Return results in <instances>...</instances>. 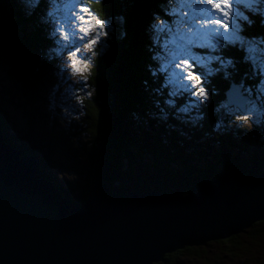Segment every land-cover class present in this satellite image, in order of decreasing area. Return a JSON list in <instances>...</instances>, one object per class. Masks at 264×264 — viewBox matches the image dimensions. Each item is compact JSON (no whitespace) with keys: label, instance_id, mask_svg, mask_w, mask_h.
<instances>
[{"label":"trees","instance_id":"1","mask_svg":"<svg viewBox=\"0 0 264 264\" xmlns=\"http://www.w3.org/2000/svg\"><path fill=\"white\" fill-rule=\"evenodd\" d=\"M5 1L16 19L13 23L20 26L16 38L22 53L11 72L20 93L8 88L0 77V127L5 139L16 148L41 156V171L46 178H56L52 170L78 174V180L66 181L67 193L78 191L74 198L84 200L104 194L123 198L129 191L188 194L226 171L244 175L264 172V112L251 121L254 129L250 133L237 125L248 119H240L223 106L226 91L234 82L242 85L243 91L250 89L249 101L255 100L264 111V76L246 60L239 43L221 49L223 66L220 60L214 62V76L203 78L209 100L186 109V94L170 98L167 87H162L165 74L157 69L163 52L160 43L152 44L149 38H160L156 32L151 35L149 23L165 18L167 0H88L89 8L103 21L114 22L117 32L108 37L107 51L98 56L89 71L87 89L94 93L84 98L85 113L80 121H70L63 131L58 119L49 122L50 113H43L37 104L43 80L54 74L56 63L55 54L47 50L54 41L36 15L38 10L43 13L44 0L33 13H26V18L17 0ZM244 10L247 19L241 20L242 36L264 46L263 7ZM5 31L0 26L2 36L8 35ZM161 35L166 36L164 43L168 44L170 33ZM258 60L257 68H264ZM9 106L21 109L30 133L17 139L9 134ZM84 133H88V140L86 135L82 137ZM262 226L264 221L256 223L245 237L264 248ZM224 243L235 251L242 246V234ZM198 250L188 247L166 255L158 264Z\"/></svg>","mask_w":264,"mask_h":264},{"label":"water","instance_id":"2","mask_svg":"<svg viewBox=\"0 0 264 264\" xmlns=\"http://www.w3.org/2000/svg\"><path fill=\"white\" fill-rule=\"evenodd\" d=\"M249 99L238 83L226 91L228 105L243 113ZM260 220L264 172L226 171L185 195L146 191L79 200L43 176L41 156L8 143L0 127V264H156Z\"/></svg>","mask_w":264,"mask_h":264},{"label":"rangeland","instance_id":"3","mask_svg":"<svg viewBox=\"0 0 264 264\" xmlns=\"http://www.w3.org/2000/svg\"><path fill=\"white\" fill-rule=\"evenodd\" d=\"M4 1L5 0H0V26H2L3 29L7 30L5 32L8 33V35L2 36L1 35L2 32L0 33L1 35L0 36V77L3 79L4 82H7L9 86L8 88H10L11 86V89L13 91L17 90L19 92L18 83L12 77L11 72L13 70V65L15 64L16 60L21 56V53H22L20 45H18L19 42L16 38V36L20 34L19 32L20 26H16L13 23V21L14 20L16 21V19L14 18V15L12 16L10 10H8L9 9L8 3L6 1L4 3ZM39 1L40 0H38V3H40ZM68 2L69 0H62V2L59 5L57 4L50 5V0H44L43 13L41 10H38L39 13H36V15L38 14L37 15L38 20L41 21L40 25L42 26L43 24V27L47 35L50 38H52L54 41L53 44H50V46L47 47V50L50 51V53H54L56 56L54 74L53 75L50 74L49 77L44 78L43 83H42V89H40L41 96H40L39 101H37V104H39L38 106L40 107L43 113H47V112L50 113L51 119L49 122H54L53 118L58 119L59 121L58 124H60L61 129H63V131L67 129L66 127L71 123L70 121L72 122L76 120L80 121L81 115L85 113L84 104H83L85 101L84 98H90L94 93L93 89L91 88L90 90L87 89L88 87L87 77H88L89 71L95 67L98 56L101 53H104L105 51H107L108 37H110V35L116 34L117 32L116 30L117 28L114 26L115 25L114 22H106L107 36L105 37L103 35V32H101L100 43H98L94 48H91V49L82 48L81 58L77 61V67L80 69V71L77 72L73 68L68 67V65L70 64V61L68 60V52L66 49H64L65 41L58 39V36L55 33L54 26H53L54 21L57 19L64 21L67 24V21L69 19L68 17L69 9L65 5ZM17 4H18V9L25 12V14H23L25 15L24 18L29 17L27 16L26 13L28 12L33 13L35 6L38 5L35 2V0H17ZM244 6L247 7V5H241L239 8V15L233 20L234 30L236 28H241V20H242L241 17L243 18L245 17V14L242 10L245 8ZM76 7L78 8L79 4H77ZM49 11H51V15H48ZM92 23L94 24L95 22L93 21ZM153 23L154 22L149 23L150 24L149 26L151 27V30H150L151 35L154 33ZM10 25L12 27H10ZM84 26L87 27V25H84ZM213 30L215 31L216 34L224 35L223 31L216 26H214V28H209L207 30H201V34H204V33L211 34ZM94 32H95V29L93 30V34ZM71 34H72V30L70 28L69 35L71 36ZM179 35L180 34L175 33V31L172 35H170L171 37L168 35L170 37L168 39L171 40V43L166 44L167 47H165L164 50L162 51L163 54L161 55L159 59V67L161 64L167 63L169 57L166 54L169 51L173 50L176 44L182 42L178 39ZM149 38L150 39L152 38L151 39L152 44L160 43V40L155 35L149 36ZM189 38H191L195 43L201 44V45H204L206 42H208L206 39H201L199 35L192 36V37H188L187 35H185V41ZM78 43L82 44L83 42L78 41ZM212 43H214V41H212ZM244 43L245 45H248V47L250 48H256L258 54L261 49H264V46L262 45L257 46L256 43H253L252 41L245 39V38H244ZM172 44H174V47ZM205 49L207 48L206 47L194 48L193 53L196 54L198 57L200 56L203 57V59L201 60V64L205 66L206 71L211 72L210 75H207V76H210L211 78L214 76L213 64L214 62H217L220 60L221 49L217 48L216 51H209L207 49L208 50L207 53L204 52ZM258 61L260 62V65L264 66V63H262L260 60ZM198 70L201 71L200 68H198ZM198 70L197 72H199ZM172 71L173 70L169 67L167 74H170ZM203 78L204 77H202V80ZM171 87H172V90L175 91V87L174 86H171ZM229 88L230 86L228 87V89ZM167 91H169V87H167ZM263 92H264V86H263ZM169 97L172 98V96H169ZM262 102L264 103V93H263ZM223 106L224 108L228 110V112L231 111L233 114H236L238 116L245 114L239 108H238L239 110L235 109L234 107L236 106H233V107L229 106L226 101L224 102ZM246 108L250 110V111H247L246 113L248 115V121L237 124V125L246 127L251 133L254 129L252 127V125L254 124H252L251 121L253 122L254 119L256 117H259L260 114L262 115L264 111L261 110V108L257 107V102L255 100L247 102ZM8 113L10 117L9 119H11L10 121H11V126H12V127L10 126L11 132H9V134L14 135L17 139L18 137L19 138L22 137L23 134L29 132L27 125H26V119L24 118V114L22 113L21 109H18L16 106H9ZM51 127H53V125ZM51 127H50V131L52 130ZM57 130H54V131L56 132ZM32 135H34L33 132H32ZM84 136H85V139H87L88 133H84L82 137ZM85 139L84 141H86ZM75 140L77 141L76 138L72 139V142L74 143ZM76 147L79 148V146H76ZM28 155H33V154H28ZM52 174L55 175L56 178H53L51 180L59 183L60 190L65 196L72 197L74 194H78V191H75L74 194L66 192V190H68V188H66L68 186L66 184V181L70 179L78 180L79 179L78 174L73 173V171H70V170L69 171L65 170L62 172L52 170ZM203 187L197 191L202 190ZM197 191H194V192H197ZM130 192L142 193L138 191H129L128 193ZM97 196H110V195L104 194V195H97ZM258 222H261V220L257 221L256 223ZM256 223H254V225ZM262 228L264 227L262 226ZM249 229H247V231ZM247 231L238 234V235L242 234L243 243H242V246L240 248H236L237 250L235 249V251L233 250L232 246L228 245V243L227 244L224 243L225 239H220L216 241H210L206 245L191 246V247H196L199 250L195 252L189 251L185 253L184 255L178 254L177 256H173V258L166 261L165 264H264V248L260 246L259 244L250 241V238H248L247 236L245 237ZM186 248L188 247H185L184 249ZM184 249H179L175 252L168 253L166 255L168 256V255L176 254L178 251L184 250ZM163 261H160L158 263H162ZM172 261H175V262H172Z\"/></svg>","mask_w":264,"mask_h":264},{"label":"snow or ice","instance_id":"4","mask_svg":"<svg viewBox=\"0 0 264 264\" xmlns=\"http://www.w3.org/2000/svg\"><path fill=\"white\" fill-rule=\"evenodd\" d=\"M35 2L38 4V0ZM61 2L62 0H50V5H59ZM250 3L264 4V0H167L165 18L158 17L153 23V30L160 37L161 51L167 47L164 43L166 36L161 34L173 30L180 34L178 39L182 42L176 44L175 48L166 54L169 57L167 63L161 64L157 71L165 74L166 83L162 87H169V96L186 94L188 101L186 109L203 105L205 101L209 100V93L205 90L206 80H202V77L210 75L211 72L205 70V66L201 64L203 57L194 54V48L206 47L209 51H216L217 48L223 49L229 44L235 46L239 43L245 51L246 60L251 61L253 68L264 76V68H257L256 65L258 59L264 63V49H261L258 54L256 48L246 47L244 37L241 35L243 28L233 29V20L239 15L240 6ZM77 4H79L78 8L76 7ZM65 6L69 9L67 24L57 19L53 26L58 39L65 41L64 49L67 50L70 61L68 67L79 72L77 61L81 58L82 48L91 49L100 43L101 32L105 37L107 36L106 21L101 20L88 7L86 0H69ZM48 15H51V11L48 12ZM168 17H173V19L170 21ZM214 26L221 29L224 35L216 34L214 30L211 34H201V30L214 28ZM70 28L72 30L71 36L69 35ZM185 35L188 37L199 35L201 39H206L208 42L201 45L195 43L191 38L185 41ZM221 40L224 41V44H221ZM78 41L83 43H78ZM220 62L223 66L222 56ZM229 66H232L231 60H229ZM169 67L173 71L167 74ZM197 68H200L201 71L197 72ZM171 86L175 87V91L172 90ZM244 91L251 96L250 89ZM241 99L243 100V94H241ZM247 111L250 110L245 109V114L239 118L248 119Z\"/></svg>","mask_w":264,"mask_h":264},{"label":"bare ground","instance_id":"5","mask_svg":"<svg viewBox=\"0 0 264 264\" xmlns=\"http://www.w3.org/2000/svg\"><path fill=\"white\" fill-rule=\"evenodd\" d=\"M14 147H16L15 145H13Z\"/></svg>","mask_w":264,"mask_h":264}]
</instances>
